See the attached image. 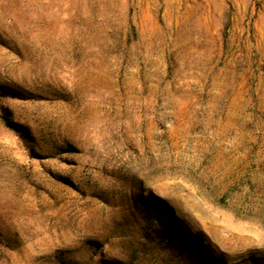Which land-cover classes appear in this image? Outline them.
<instances>
[{
    "label": "rangeland",
    "instance_id": "1",
    "mask_svg": "<svg viewBox=\"0 0 264 264\" xmlns=\"http://www.w3.org/2000/svg\"><path fill=\"white\" fill-rule=\"evenodd\" d=\"M0 264H264V0H0Z\"/></svg>",
    "mask_w": 264,
    "mask_h": 264
}]
</instances>
